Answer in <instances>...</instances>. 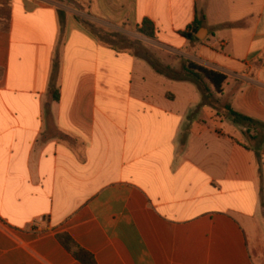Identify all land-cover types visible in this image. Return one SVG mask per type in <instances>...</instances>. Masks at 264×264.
Instances as JSON below:
<instances>
[{"label": "crops", "instance_id": "1", "mask_svg": "<svg viewBox=\"0 0 264 264\" xmlns=\"http://www.w3.org/2000/svg\"><path fill=\"white\" fill-rule=\"evenodd\" d=\"M64 1L0 0V264H82L60 234L97 264H264V146L261 181L244 127L107 40L226 75L264 123V0Z\"/></svg>", "mask_w": 264, "mask_h": 264}, {"label": "trees", "instance_id": "2", "mask_svg": "<svg viewBox=\"0 0 264 264\" xmlns=\"http://www.w3.org/2000/svg\"><path fill=\"white\" fill-rule=\"evenodd\" d=\"M85 26L89 24L82 22ZM90 27V26H89ZM202 27V23L195 22L191 27V34H186V37L190 40L195 38L199 29ZM96 34V32H93ZM139 33L147 38L154 39L155 27L150 21L144 22V27L139 30ZM108 39L112 41L123 42L125 41L119 35H108ZM196 39V38H195ZM130 46L136 48V56L144 59L148 62L152 68L160 75L167 77L173 81H188L195 84L200 91L203 98V105H209L216 109L219 113H223L227 118L231 119L233 123L245 128V135L248 138L249 145L245 146L249 151L255 152L257 159V168L259 177L262 181L263 178V161H262V147L264 146V123L255 119L249 118L236 112L230 102L223 101L217 98V95L224 94V84L227 81V76L199 66L189 60L181 59V65L179 69H174L172 66L164 65L158 58H156L151 51L143 47L141 41L127 42ZM60 63L56 62L54 66L53 78L49 92L54 101H59L60 92L58 88ZM58 239L64 245V247L73 254V256L79 260L82 264H97L95 257L81 246H79L69 234H60Z\"/></svg>", "mask_w": 264, "mask_h": 264}, {"label": "rangeland", "instance_id": "3", "mask_svg": "<svg viewBox=\"0 0 264 264\" xmlns=\"http://www.w3.org/2000/svg\"><path fill=\"white\" fill-rule=\"evenodd\" d=\"M61 1H63V2H65L64 0H61ZM88 29L90 30L91 28L88 26ZM124 40H127V41H125V43H123V42H118V41H112V40H110V39H108L107 38V40L108 41H111L114 45H116V46H118V47H121V48H124V49H127V50H130V51H132V52H137V50H136V48H134V47H132V46H130V44L129 43H127V42H136V41H138V40H135V39H128V38H126V37H122ZM141 44H142V46L143 47H145V48H147L142 42H141ZM153 53V52H152ZM153 55L156 57V58H158L159 59V57L157 56V54H155V53H153ZM165 56V58H168L169 60H171L170 62H172L171 64H165V63H163L164 65H170V66H172L174 69H179L180 68V65H181V62H180V60H179V58H177V57H175V56H172V55H164ZM160 60V59H159ZM173 64V65H172ZM264 231V230H263Z\"/></svg>", "mask_w": 264, "mask_h": 264}, {"label": "water", "instance_id": "4", "mask_svg": "<svg viewBox=\"0 0 264 264\" xmlns=\"http://www.w3.org/2000/svg\"><path fill=\"white\" fill-rule=\"evenodd\" d=\"M199 32H205V30H201V31H199ZM198 37H199L200 39H203V36H202L201 34H199Z\"/></svg>", "mask_w": 264, "mask_h": 264}]
</instances>
